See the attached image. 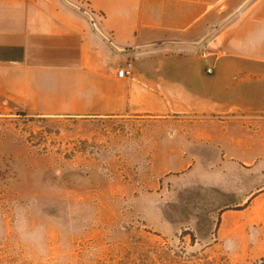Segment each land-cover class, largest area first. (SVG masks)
<instances>
[{"label": "rangeland", "instance_id": "374dc122", "mask_svg": "<svg viewBox=\"0 0 264 264\" xmlns=\"http://www.w3.org/2000/svg\"><path fill=\"white\" fill-rule=\"evenodd\" d=\"M180 93L160 118L0 115V264H264V119ZM224 126L243 149L197 143Z\"/></svg>", "mask_w": 264, "mask_h": 264}, {"label": "crops", "instance_id": "0c3cea01", "mask_svg": "<svg viewBox=\"0 0 264 264\" xmlns=\"http://www.w3.org/2000/svg\"><path fill=\"white\" fill-rule=\"evenodd\" d=\"M173 87L186 117L264 119V0H0V115L160 118ZM222 128L197 143L245 147Z\"/></svg>", "mask_w": 264, "mask_h": 264}, {"label": "built area", "instance_id": "2783aa9c", "mask_svg": "<svg viewBox=\"0 0 264 264\" xmlns=\"http://www.w3.org/2000/svg\"><path fill=\"white\" fill-rule=\"evenodd\" d=\"M201 58L204 61H207L210 58V54L207 51H203L201 53ZM133 71H134V66L132 63H128L124 68L120 69L117 72V77L120 79H124L127 77H132L133 76ZM205 72L207 75H212L214 73V69L212 66H207L205 69Z\"/></svg>", "mask_w": 264, "mask_h": 264}, {"label": "trees", "instance_id": "16d2710c", "mask_svg": "<svg viewBox=\"0 0 264 264\" xmlns=\"http://www.w3.org/2000/svg\"><path fill=\"white\" fill-rule=\"evenodd\" d=\"M22 116H25V115H22Z\"/></svg>", "mask_w": 264, "mask_h": 264}]
</instances>
